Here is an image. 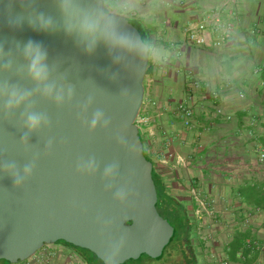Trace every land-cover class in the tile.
<instances>
[{"label": "water", "instance_id": "1", "mask_svg": "<svg viewBox=\"0 0 264 264\" xmlns=\"http://www.w3.org/2000/svg\"><path fill=\"white\" fill-rule=\"evenodd\" d=\"M63 0H0V260L20 264L43 247L63 241L86 249L102 264H124L142 255L158 260L171 242L174 229L156 209L152 164L143 154L135 123L143 101L148 48L123 15L109 12L103 0H71L81 10L115 19L118 31L146 50L115 49L103 44L88 55L65 34L60 5ZM40 13L53 26L44 31L29 27ZM23 18L22 27L9 20ZM33 40L47 50L50 97L44 84L27 72L23 45ZM19 44V47H17ZM31 92L19 106L5 108L12 91ZM74 92L69 98L68 87ZM63 90V98L56 95ZM104 117L92 129L97 110ZM43 114L29 132V113ZM105 120L109 123L104 126ZM23 138V139H22ZM15 164V169L8 166ZM32 165L31 175L24 168ZM114 165L113 175L104 176ZM22 184L13 187L9 171ZM122 187L134 188L128 204L114 200ZM127 233L125 245L120 238Z\"/></svg>", "mask_w": 264, "mask_h": 264}, {"label": "crops", "instance_id": "2", "mask_svg": "<svg viewBox=\"0 0 264 264\" xmlns=\"http://www.w3.org/2000/svg\"><path fill=\"white\" fill-rule=\"evenodd\" d=\"M117 1L103 0L109 12L134 20L147 32V69L154 73L155 80L152 94L164 110L155 123V140L147 134L151 124L140 128L144 150L152 158L158 150L193 154V165L182 170L183 180L177 172L164 178L169 181L171 192L182 201L189 196V187L196 185L216 198L218 207L228 210L221 218L223 227L213 246L216 254L227 257L230 264H264V251L246 254L243 262L236 256L246 238L264 242V165L257 163L256 152L257 146L264 148V135L261 123L256 127L249 124L250 114L264 121V88L257 85L258 78L252 73L256 65L264 62V0H133L123 13L114 6ZM224 4L228 13L225 18L231 19L232 14L237 18L234 33L224 47L198 49L182 45L187 25L198 21L201 12ZM253 29L259 32L255 36L250 33ZM170 43L180 48L178 58L171 54ZM165 58L169 59L165 68L155 70L154 64ZM188 70L200 79L203 88L218 90L221 95L218 101L205 102L194 93L189 102L195 109L191 130H185L172 112L176 103L187 99ZM240 91L245 93L244 99L237 97ZM216 104L232 116L231 121L214 115ZM164 136L173 138L167 148ZM227 164L232 171L225 168ZM257 207L261 213L252 219L251 226L244 227L242 220ZM48 249L54 255L42 264H86L79 252L64 243L56 242Z\"/></svg>", "mask_w": 264, "mask_h": 264}, {"label": "built area", "instance_id": "3", "mask_svg": "<svg viewBox=\"0 0 264 264\" xmlns=\"http://www.w3.org/2000/svg\"><path fill=\"white\" fill-rule=\"evenodd\" d=\"M226 7L227 4L219 6L215 9L208 10L206 12H201L199 20L193 24L186 26L184 30V40L182 45L198 48V49H219L226 45L230 37L235 30V20L237 19L234 14H232L231 19H226ZM128 15L130 12H127ZM251 35H257L259 32L257 29L251 30ZM169 49L171 54L175 57H179L180 48L173 43L169 44ZM169 59L165 58L159 64H154L155 70L157 67L159 70L165 68L168 64ZM154 70V71H155ZM253 75L258 78L257 85L260 88H264V79L261 78L262 73H264V62L259 63L253 68ZM185 88H186V100L180 101L173 107V114L179 120L181 126L185 130H191L194 126L195 109L191 105L190 100L193 98L194 93H198L202 101H218L221 98L220 92L218 90L205 89L202 87V82L194 74L192 70L186 71L185 77ZM155 84L154 73H149L144 79V96L141 105L139 115L135 121L138 129L141 127L151 124L153 127L147 130L148 137H157V132L155 128V123L159 120L164 112L157 101L153 98L152 90ZM239 99H244L246 97L245 93L240 91L237 94ZM213 113L217 117L223 118L225 121H231L232 116L226 114L222 107L215 105L213 107ZM256 114H250L249 124L250 126L256 127L261 123V134L264 135V121ZM163 142L165 147H169L173 143V138L170 136H164ZM257 163L259 165H264V148L257 146ZM194 155H183L179 153H169L168 151L158 150L154 153L152 158L155 163V167L158 168L163 173V177L175 174L179 170H185L190 168L194 163ZM226 169L232 171L231 165H225ZM188 195L193 202V218L202 226H198V239L201 241L202 252L204 254L203 264H230L227 257H219L215 250L213 249L214 244L217 241V234L221 226V218L228 212L227 209H220L218 207V201L216 198L207 195L199 186L191 185L188 189ZM261 208H254L247 214L242 220V225L244 227L251 226V221L254 217L261 213ZM255 251H264V242H259L253 237L246 238L241 249L237 252L236 256L240 261H244L246 254L250 255ZM54 255L48 246L43 247L35 253L30 259L20 263V264H42L47 263L49 259Z\"/></svg>", "mask_w": 264, "mask_h": 264}, {"label": "clouds", "instance_id": "4", "mask_svg": "<svg viewBox=\"0 0 264 264\" xmlns=\"http://www.w3.org/2000/svg\"><path fill=\"white\" fill-rule=\"evenodd\" d=\"M133 3V0H118V3L114 6L118 7L121 13L127 11ZM63 16V29L66 35L73 37L78 44L82 46L83 50L91 55L95 52L98 45L103 44L108 48L109 53L115 49L134 51L146 50V46L140 45L138 42L128 37L127 35L121 34L118 31L117 23L111 16H105L103 14H93L81 10L78 6L71 3V0H63L60 5ZM37 23L40 30L47 31L52 28L53 20L51 17H46L43 13H40L37 21L29 19V27L36 29ZM23 18L18 17L15 20H9V25L11 27H22ZM19 47V44H17ZM3 51V45H0V52ZM22 54L24 59L27 61V72L30 78L37 84H44V94L50 97L55 88L54 84L46 83L49 79V65L47 63L48 53L43 45L39 42L33 40H28L22 49ZM4 86L0 85V94L3 93ZM74 92L72 86L68 87V95L71 98ZM31 92L25 90L22 94H18L17 86H12L11 94L6 101L5 108H11L14 105L19 106L20 103L28 96ZM63 98V90L56 95L57 102L61 101ZM104 117V113L101 110H97L91 119L90 127L94 129L98 122ZM46 120L47 118L43 114L39 113H29L25 121V125L29 132L36 130L41 120ZM109 123L105 120L104 126L106 127ZM23 139V138H22ZM9 169H15V164L8 166ZM114 165L108 166L104 171V176L110 177L114 172ZM33 170L32 165H27L24 168L25 176L31 175ZM9 175L13 181V187L18 188L22 184V179L20 178L17 171H9ZM136 195L134 188L122 187L116 191L114 194V200L120 204H128L129 197ZM128 239L127 233L121 236L117 252L122 248Z\"/></svg>", "mask_w": 264, "mask_h": 264}, {"label": "rangeland", "instance_id": "5", "mask_svg": "<svg viewBox=\"0 0 264 264\" xmlns=\"http://www.w3.org/2000/svg\"><path fill=\"white\" fill-rule=\"evenodd\" d=\"M118 2V1H117ZM116 2V3H117ZM153 95V94H152ZM181 154V153H179ZM150 159H152L151 156H149ZM153 161V160H152ZM155 167V163H154ZM157 168V167H155ZM178 174H181L182 180L184 179L182 170H179L177 172ZM176 174V173H175ZM174 176V174H173ZM166 178V176L164 177ZM167 189V194L175 200L179 205H181L186 213V217L189 221L190 229H189V242L191 246L192 253L194 254V257L196 259L197 264H203V257H202V245L201 241L198 239L197 230L198 226H202V224H199L192 216L193 211V202L191 201L190 197L187 196L185 200L179 201L174 196L173 192H171V186L169 181L167 179L164 181ZM160 209V208H159ZM176 241L171 240V243L167 246V249L163 250L162 256L159 258V260H150L148 255L141 256L137 260L127 261L124 264H180L182 260L184 259L182 253L180 252V249L178 250L176 245H179L176 243ZM179 248V246H178ZM78 252L83 258H87L89 260L90 264H102L100 261H98L94 256L86 249H78ZM77 258L80 260V256L77 254ZM0 264H9L6 261L0 260Z\"/></svg>", "mask_w": 264, "mask_h": 264}, {"label": "trees", "instance_id": "6", "mask_svg": "<svg viewBox=\"0 0 264 264\" xmlns=\"http://www.w3.org/2000/svg\"><path fill=\"white\" fill-rule=\"evenodd\" d=\"M127 21L139 32L143 43L148 48V55H149L150 41H149L147 32L142 28V26L140 24H138L134 20L127 19ZM148 74H149V70L147 69L146 75H148ZM140 139L143 142V139L141 138V136H140ZM143 154L146 157V159L148 161H150L152 164L151 177H152V180H153V183L155 186V190H156V195H157L156 209H157L158 213L164 219H166L168 221L169 225L174 229V235H173L172 240H174V241H176V243L180 244L183 241V239L188 235L190 226H189L187 220L185 219V216H182L180 209L178 208L179 206H176L175 204H173L172 201H174V200L168 196L166 185L164 183L165 180L163 177V173L160 170H158V168L154 167V162L152 161V159H150L148 153L144 150V148H143ZM59 242L66 244L68 247H70V248H72L78 252L79 248L73 247L72 245H69L63 241H59ZM167 246L165 247V249H167ZM142 256H144V255H142ZM94 258H96V257L94 256ZM84 260L86 261V264H90L89 260H87V258H84ZM150 260H152V259H150Z\"/></svg>", "mask_w": 264, "mask_h": 264}, {"label": "flooded vegetation", "instance_id": "7", "mask_svg": "<svg viewBox=\"0 0 264 264\" xmlns=\"http://www.w3.org/2000/svg\"><path fill=\"white\" fill-rule=\"evenodd\" d=\"M172 203L175 204L176 206H179L178 208L180 209L182 216H185V219L187 220V222L189 224V221L186 217V213H185L184 208L181 205H179L175 200L172 201ZM178 246H179V248H178ZM176 247L178 250L180 249V252L182 253V255L184 257V259L182 260V262L180 264H197L196 259L194 257V254L192 253V250H191V246H190V242H189V232H188V235L183 239V241L179 245H176Z\"/></svg>", "mask_w": 264, "mask_h": 264}]
</instances>
